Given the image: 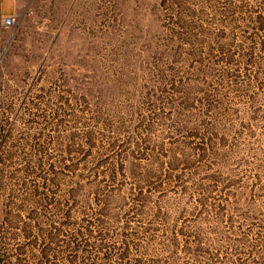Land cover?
Masks as SVG:
<instances>
[{"label":"rangeland","instance_id":"rangeland-1","mask_svg":"<svg viewBox=\"0 0 264 264\" xmlns=\"http://www.w3.org/2000/svg\"><path fill=\"white\" fill-rule=\"evenodd\" d=\"M0 47V264H264V0H33Z\"/></svg>","mask_w":264,"mask_h":264},{"label":"crops","instance_id":"crops-1","mask_svg":"<svg viewBox=\"0 0 264 264\" xmlns=\"http://www.w3.org/2000/svg\"><path fill=\"white\" fill-rule=\"evenodd\" d=\"M33 0H0V19L8 17H19L22 15ZM6 30H2L1 37L5 34Z\"/></svg>","mask_w":264,"mask_h":264},{"label":"built area","instance_id":"built-area-1","mask_svg":"<svg viewBox=\"0 0 264 264\" xmlns=\"http://www.w3.org/2000/svg\"><path fill=\"white\" fill-rule=\"evenodd\" d=\"M17 23H18L17 17H8V18L0 19V32L2 30L15 28ZM1 44H2V37L0 33V47Z\"/></svg>","mask_w":264,"mask_h":264}]
</instances>
